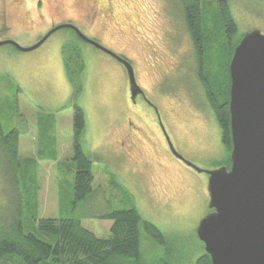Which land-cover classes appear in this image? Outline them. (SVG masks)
Listing matches in <instances>:
<instances>
[{"label": "rangeland", "instance_id": "obj_1", "mask_svg": "<svg viewBox=\"0 0 264 264\" xmlns=\"http://www.w3.org/2000/svg\"><path fill=\"white\" fill-rule=\"evenodd\" d=\"M94 8L99 10L97 17L92 15ZM232 13L239 34L264 33V2L232 0ZM64 23L76 25L132 63L146 96L162 110L173 145L187 160L214 170L228 158L216 116L196 77L195 43L181 0H0V42L30 47ZM69 42L80 48L81 60L73 44L65 45ZM67 60L73 77L67 73ZM80 61H85L84 70ZM75 88L82 89L76 97ZM130 94L124 65L79 40L69 28L57 30L31 51L0 46V125L4 131L14 127L22 132V157L38 156L39 117L54 119L57 157L40 158L37 168L39 219L60 217V184L66 177L73 180L69 170L74 165L73 117L78 104L86 115L83 145L93 159L95 181L93 196L73 216L106 238L113 220L98 215L126 208L128 195L142 217L171 240L176 262L194 264L204 250L197 228L211 211L209 176L173 154L156 133L151 114L137 112ZM4 162L0 149V216L10 218L16 213L15 196ZM163 251L146 244L143 234L145 255L151 259L153 252ZM188 256L193 260L185 261Z\"/></svg>", "mask_w": 264, "mask_h": 264}, {"label": "trees", "instance_id": "obj_2", "mask_svg": "<svg viewBox=\"0 0 264 264\" xmlns=\"http://www.w3.org/2000/svg\"><path fill=\"white\" fill-rule=\"evenodd\" d=\"M181 2L187 29L195 42L196 77L203 88L207 105L216 116L221 140L228 152V158L220 162L219 166L230 167L233 143L229 108V66L235 47L243 34H239L238 24L228 0L220 1L216 5L207 0ZM72 31L82 40L74 30ZM65 45H72L77 60L82 59V52L76 44L69 42ZM69 61L67 60L65 67L68 75L73 77ZM80 62L84 70L85 61ZM81 83L83 80L80 77ZM73 90L74 97L82 92V89L78 88ZM53 120L43 116L38 119V134L42 139L37 157H22L19 145L22 132L14 127L4 131L0 125V149L5 158L3 166L14 189L13 204L16 210L10 218L0 216V264H178L174 252L170 250L171 240L156 224L142 217L133 199L130 200L128 195L124 202L126 208L98 215L102 219L113 220L110 235L106 238L98 237L82 225L79 217L73 216L78 206L93 196L95 181L93 159L83 145L86 115L78 104L74 107L73 117L74 165L69 170L70 174L74 173L73 180L66 177V182L60 184V217L39 219V160L57 157ZM120 189L124 190L123 193L127 192L123 185ZM143 234L146 244L151 242L164 251L153 252L151 259L145 255ZM202 244L204 250L194 264H212L211 256L206 252L203 242ZM189 260H193L191 256L185 261Z\"/></svg>", "mask_w": 264, "mask_h": 264}, {"label": "water", "instance_id": "obj_3", "mask_svg": "<svg viewBox=\"0 0 264 264\" xmlns=\"http://www.w3.org/2000/svg\"><path fill=\"white\" fill-rule=\"evenodd\" d=\"M69 28L85 42L111 55L127 69L131 99L145 95L132 63L86 36L76 25L64 23L52 28L39 42L20 51L41 46L57 30ZM230 122L232 151L230 167L204 170L181 155L164 126L173 154L198 172L209 176L211 211L199 222L197 234L212 264H264V33L243 35L235 47L230 66Z\"/></svg>", "mask_w": 264, "mask_h": 264}, {"label": "flooded vegetation", "instance_id": "obj_4", "mask_svg": "<svg viewBox=\"0 0 264 264\" xmlns=\"http://www.w3.org/2000/svg\"><path fill=\"white\" fill-rule=\"evenodd\" d=\"M17 1H21V0H17ZM220 1H227V0H217V3L220 2ZM258 1H260L262 3L264 2V0H258ZM228 2H229V4H231V7H232V0H228ZM16 4H17V2H16ZM22 4L24 5V3H19V6H21ZM17 6H18V4H17ZM92 12H93L92 15L94 17H97V15L99 13V10L97 8H94ZM190 37L193 38L191 34H190ZM124 68H125V66H124ZM125 70H126V73H127V69L126 68H125ZM128 81H129V79H128ZM137 82H138L139 86L142 88V86L140 85V83L138 81V77H137ZM144 93H145V91H144ZM130 97H131V94H130ZM131 103L135 106V108L137 109V112H142V113H145L147 115L151 114V123L155 126L156 133H158L160 135V137H163L162 139H165L167 141V143H168L167 135L165 134L163 126H164L167 134H168V131L166 129V126L164 125L163 116H162L163 113H162V110L160 109V107H158L157 104L152 99L150 100L146 96V94L145 95L139 94L135 98V101H133L131 99ZM147 106L151 108V112L147 109L148 108ZM134 111H136V110H134ZM212 114H213V112H212ZM155 118H156V120H155ZM168 136H169V134H168Z\"/></svg>", "mask_w": 264, "mask_h": 264}]
</instances>
